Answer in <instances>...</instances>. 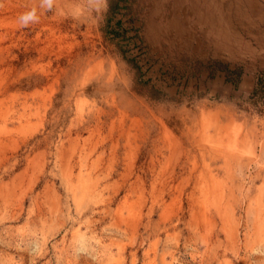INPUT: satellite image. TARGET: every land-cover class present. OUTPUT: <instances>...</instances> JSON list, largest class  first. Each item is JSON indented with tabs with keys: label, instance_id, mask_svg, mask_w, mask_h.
<instances>
[{
	"label": "rangeland",
	"instance_id": "374dc122",
	"mask_svg": "<svg viewBox=\"0 0 264 264\" xmlns=\"http://www.w3.org/2000/svg\"><path fill=\"white\" fill-rule=\"evenodd\" d=\"M0 0V264H264V0Z\"/></svg>",
	"mask_w": 264,
	"mask_h": 264
},
{
	"label": "clouds",
	"instance_id": "9594fccd",
	"mask_svg": "<svg viewBox=\"0 0 264 264\" xmlns=\"http://www.w3.org/2000/svg\"><path fill=\"white\" fill-rule=\"evenodd\" d=\"M107 3V0H105ZM58 11V0H37L35 6L23 12L17 18L20 27H29L30 25L40 22V18L44 14H56Z\"/></svg>",
	"mask_w": 264,
	"mask_h": 264
},
{
	"label": "trees",
	"instance_id": "16d2710c",
	"mask_svg": "<svg viewBox=\"0 0 264 264\" xmlns=\"http://www.w3.org/2000/svg\"><path fill=\"white\" fill-rule=\"evenodd\" d=\"M253 98H257V101H261L262 109H264V74H261L255 84V88L252 92ZM264 112V110H263Z\"/></svg>",
	"mask_w": 264,
	"mask_h": 264
}]
</instances>
